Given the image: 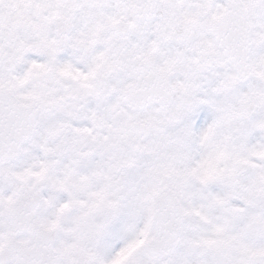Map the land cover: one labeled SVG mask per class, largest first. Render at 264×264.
Instances as JSON below:
<instances>
[{"label":"snow or ice","instance_id":"obj_1","mask_svg":"<svg viewBox=\"0 0 264 264\" xmlns=\"http://www.w3.org/2000/svg\"><path fill=\"white\" fill-rule=\"evenodd\" d=\"M0 264H264V0H0Z\"/></svg>","mask_w":264,"mask_h":264}]
</instances>
